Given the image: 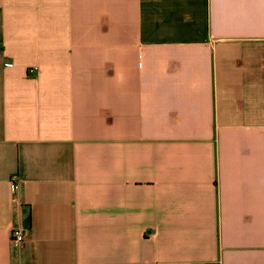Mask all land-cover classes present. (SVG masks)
<instances>
[{
    "label": "crops",
    "instance_id": "0c3cea01",
    "mask_svg": "<svg viewBox=\"0 0 264 264\" xmlns=\"http://www.w3.org/2000/svg\"><path fill=\"white\" fill-rule=\"evenodd\" d=\"M0 264H264V0H0Z\"/></svg>",
    "mask_w": 264,
    "mask_h": 264
},
{
    "label": "built area",
    "instance_id": "2783aa9c",
    "mask_svg": "<svg viewBox=\"0 0 264 264\" xmlns=\"http://www.w3.org/2000/svg\"><path fill=\"white\" fill-rule=\"evenodd\" d=\"M27 236V231L24 229H20V228H14L11 231V237L12 240L16 241V242H23L26 239Z\"/></svg>",
    "mask_w": 264,
    "mask_h": 264
}]
</instances>
